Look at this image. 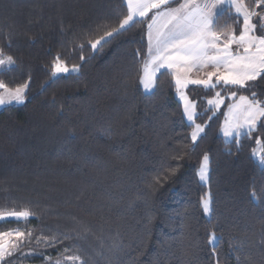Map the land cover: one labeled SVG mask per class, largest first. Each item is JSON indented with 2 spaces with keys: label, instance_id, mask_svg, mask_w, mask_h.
<instances>
[{
  "label": "trees",
  "instance_id": "1",
  "mask_svg": "<svg viewBox=\"0 0 264 264\" xmlns=\"http://www.w3.org/2000/svg\"><path fill=\"white\" fill-rule=\"evenodd\" d=\"M125 14L124 0H0V47L16 60L0 70V80L15 87L32 77L26 103L0 110V209L28 206L38 217L0 221V231L72 228L75 217L91 229L79 242L89 264H264V172L250 156L264 128L237 150L218 134V113L195 152L177 162L191 129L169 72L158 74L153 93L139 85L143 60L135 51L147 52L139 24L95 54L85 47L79 74L49 80L45 65L52 55L102 35ZM226 23L238 22L220 17ZM79 56L71 55L69 65L81 63ZM251 91L264 98V79ZM189 94L198 99L212 91L192 87ZM204 152L211 157L207 185L196 175ZM177 167L174 176L149 186ZM208 191L211 220L200 205ZM213 231L220 238L216 255L208 245ZM64 247L71 242L3 264H51Z\"/></svg>",
  "mask_w": 264,
  "mask_h": 264
},
{
  "label": "snow or ice",
  "instance_id": "2",
  "mask_svg": "<svg viewBox=\"0 0 264 264\" xmlns=\"http://www.w3.org/2000/svg\"><path fill=\"white\" fill-rule=\"evenodd\" d=\"M124 4L126 14L119 18L116 27L103 31L94 39L86 36L82 42L74 43L67 50L61 48L51 56L45 65L49 80L79 74L82 63L87 59L85 47L95 54L115 36L139 24L144 26L147 41V52L143 56L140 49L135 51V56L143 60L138 75L139 85L144 92L153 93L158 86V74L169 72L182 102L183 115L191 129L186 137L188 143L173 157L177 162L195 152L199 141L206 135L209 121L222 109L224 120L220 134L226 145L234 144L237 150L242 147L243 139L251 140L254 133L264 128V98L251 91L258 78L264 79V0H254L251 4L246 0H124ZM225 15H234L238 23L235 26L227 23L221 26L219 19ZM102 27L106 26H98L97 31ZM77 51L81 63L69 65L68 58ZM15 65V58L0 47V70ZM209 68L210 71L207 70ZM201 73L202 76L197 75ZM31 81L29 75L22 83L9 87L0 80V107L25 104ZM44 87L42 84L41 89ZM192 87L214 94L208 98L193 99L189 94ZM242 91L250 94H240ZM201 104L204 105L202 110ZM203 116H207V120L198 122ZM255 144L250 156L264 172V133L255 136ZM210 165L211 157L204 152L196 172L204 185L210 179ZM177 170L178 167L167 168V174L154 176L149 186L160 185L162 180L174 176ZM251 195L254 199L258 198L255 189ZM200 205L203 214L211 220L214 212L211 191L200 197ZM9 218L20 223L38 217L28 206L20 210L0 209V221ZM72 220L75 225L72 228L62 229L57 225L55 228L0 231V264L6 258L27 259L42 255L44 250L64 245L65 242H71V247L63 248L61 258L54 262L50 257L43 258L51 264H89V260L80 254L83 249L79 242L88 239L91 229L75 217ZM219 239L214 231L208 235V245L213 255H216ZM114 247L119 248L120 245ZM216 264H219L218 259Z\"/></svg>",
  "mask_w": 264,
  "mask_h": 264
},
{
  "label": "rangeland",
  "instance_id": "3",
  "mask_svg": "<svg viewBox=\"0 0 264 264\" xmlns=\"http://www.w3.org/2000/svg\"><path fill=\"white\" fill-rule=\"evenodd\" d=\"M254 2V0H249V2L248 3H253ZM208 71H210L211 69L209 68V69H207ZM197 75H199V76H202L203 74L201 73V74H197ZM141 89H142V91L144 92V90H143V88H142V86H141ZM146 93V92H145ZM214 93L212 92V94L211 95H209V96H207V97H205V98H208V97H211L212 95H213ZM175 95H176V98L178 99V101L180 102V105H181V109H182V102L180 101V99H179V97H178V94L176 93V91H175ZM3 107H0V110L2 109ZM183 112V111H182ZM219 113H221L222 114V117H221V120H220V124H219V126H218V129H217V132H218V134L222 137V135L220 134V131H219V129H220V126H221V124H222V122H223V120H224V116H223V109L221 110V112H219ZM218 114V113H217ZM184 116V115H183ZM185 118V117H184ZM206 120H207V117H206ZM185 121H186V119H185ZM187 122V121H186ZM199 122V121H198ZM200 123H203V122H200ZM223 138V137H222ZM254 147H256V144H255V146ZM199 167V166H198ZM198 169V168H197ZM196 172H197V170H196ZM198 178V177H197ZM199 180V179H198ZM201 183V182H200ZM9 219H12V218H9Z\"/></svg>",
  "mask_w": 264,
  "mask_h": 264
}]
</instances>
